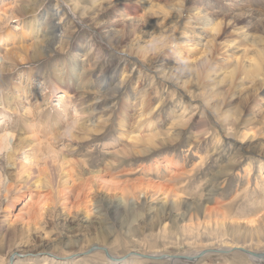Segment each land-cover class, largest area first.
<instances>
[{
	"label": "rangeland",
	"instance_id": "374dc122",
	"mask_svg": "<svg viewBox=\"0 0 264 264\" xmlns=\"http://www.w3.org/2000/svg\"><path fill=\"white\" fill-rule=\"evenodd\" d=\"M178 1L0 0V135L33 136L0 154V264H112L85 254L96 246L119 264H257L127 255L264 252V75L240 70L264 39V15L246 11L264 0H186L181 16ZM153 3L167 10L151 23ZM196 12L228 25L213 35ZM39 131L57 157H34Z\"/></svg>",
	"mask_w": 264,
	"mask_h": 264
},
{
	"label": "bare ground",
	"instance_id": "6f19581e",
	"mask_svg": "<svg viewBox=\"0 0 264 264\" xmlns=\"http://www.w3.org/2000/svg\"><path fill=\"white\" fill-rule=\"evenodd\" d=\"M142 1V0H141ZM159 1V0H158ZM163 1V0H162ZM168 1V0H167ZM175 1V0H174ZM178 1V0H177ZM185 1L186 0H179L178 2H175L176 4H172V6H170V7H168L167 6V8L168 9H171V10H173L174 12H176V13H178V14H180V16L183 14V11H184V8H185ZM164 3V2H163ZM166 3V2H165ZM164 3V4H165ZM147 5V4H146ZM170 5V4H169ZM24 7V6H23ZM146 7V6H145ZM167 8H166V5H161V4H155V3H153V4H151L150 6H149V8H148V10H147V14H146V17H145V19H146V21H148V22H153L154 23V20L156 19V17L159 15V13H162L163 11H166L167 10ZM189 8H187V10H188ZM5 11V10H4ZM246 12H249V14H251L252 16L253 15H255V16H260V14L261 15H264V10L262 11H258L257 9H250V11H246ZM260 13V14H259ZM2 14V13H1ZM4 14V13H3ZM6 14V13H5ZM246 14V13H245ZM201 15V13H194L193 14V18H195V19H197V22H200V24H202L203 26H204V28L206 29V31H207V28H210L212 31H213V35H221L220 33H221V31H222V25H223V27H225V25H228V24H226V22H224V24H223V21H222V19H221V21L220 22H216L213 18V16L212 15H209V14H207V15H202V16H200ZM144 16V15H143ZM211 16H212V18H211ZM175 17V16H174ZM178 17H179V15H178ZM216 17V16H215ZM227 17V16H226ZM225 17V18H226ZM261 17V16H260ZM1 18V17H0ZM1 20V19H0ZM178 20V19H177ZM225 20V19H224ZM263 20V19H262ZM171 21H172V19H171ZM176 21V20H175ZM227 21V20H226ZM157 22H158V20H157ZM174 22V21H173ZM172 22V23H173ZM228 22V21H227ZM176 23V22H175ZM177 23H178V21H177ZM176 23V24H177ZM40 24H42L41 22H40V18L39 17H37V16H35V17H33L31 20H29L28 22H27V28H28V31H34L35 29H38L39 28V26H40ZM176 24H174V25H176ZM37 27V28H36ZM175 27V29L177 30L178 29V26L176 25V26H174ZM162 28V27H161ZM174 29V30H175ZM135 30V29H134ZM163 30V29H162ZM134 32V31H133ZM174 33H176V31L174 32ZM215 33V34H214ZM242 33H244V32H242ZM241 33V34H242ZM76 35V34H75ZM247 35H249V33H244V37L245 36H247ZM107 37H108V39H109V41H111V42H113V43H115V45L116 46H120L121 45V43L124 41V37H123V35H121V36H118L117 34H107ZM218 37V36H217ZM242 37V36H241ZM243 37V38H244ZM128 38H129V36H128ZM249 38H250V36H249ZM248 41H249V39L248 38H246ZM243 40H245V39H243ZM3 41H5V36L4 37H0V42H3ZM42 41H40V43H41ZM231 42H236V38H235V40H233V41H231ZM249 43L250 44H252L253 46H254V48L252 49V51H251V58H249L248 59V61L249 62H247V65H245V64H242V66L240 67L241 69V71L243 72V73H245V74H255L256 76H262V75H264V39H261L260 38V41H259V39H257L256 37H254V36H252L251 37V41H249ZM34 44H36V45H38L39 44V42H34ZM48 44V43H47ZM79 44H82V41H81V43H79ZM128 44V43H127ZM115 46V47H116ZM239 45H237L236 47H238ZM133 47V46H132ZM157 47H158V45H157ZM116 48H118V47H116ZM244 50H246V49H244ZM122 52V53H121ZM139 52H141L142 54H144L145 53V51H144V49H139ZM120 53L121 54H123V55H126L125 53H124V49H122V51H120ZM128 55H129V53H128ZM144 56V55H143ZM238 60V62H237V65L235 66V67H233L228 73L230 74V75H233V74H235L236 72H237V70H238V64H239V58L237 59ZM241 62V61H240ZM197 69V73H198V76L200 77V75H201V70L200 69H198V68H196ZM73 70V68L71 69V70H63L64 72H66L67 73V75H64V73L61 75V78H59V81H58V84H59V86H60V88H62L63 90H64V92L66 93V92H69V91H75V89L76 88H74V85H73V75H72V71ZM169 72H171V70L170 71H168V73ZM183 72V71H182ZM175 72L173 71L172 73H170V75H172V76H174L175 74H174ZM63 75H64V77H63ZM104 77H105V75H103ZM104 77H101V78H98L97 80H98V83H95L94 84V87L96 88V87H100L103 83H104V80H105V78ZM63 80V81H62ZM94 83V82H93ZM93 86V85H92ZM17 96H19L20 97V95H17ZM12 103H14V102H12ZM128 105V103H126V105H125V108H127L126 106ZM148 107V106H147ZM155 108V107H154ZM65 110H66V108H65ZM82 110V109H81ZM80 110V111H81ZM64 111V110H63ZM77 112H79V111H77ZM65 114H66V112H65ZM65 114H64V116H65ZM79 114H80V112H79ZM83 115V114H82ZM143 116H145V114H144V112L142 111L141 113H140V117L143 119ZM124 117V116H123ZM149 118V117H148ZM148 118H146V120L148 119ZM81 119V118H80ZM57 122V121H56ZM123 122V121H122ZM80 123V122H79ZM54 124V123H53ZM123 125H124V122L122 123ZM122 125V126H123ZM158 125H160V124H158ZM80 126H82V125H80ZM83 127V126H82ZM36 132H37V130H36ZM53 132H55V130H53ZM12 134H14L13 132H12ZM30 134V133H29ZM66 134V133H65ZM33 135V134H32ZM54 135V134H53ZM62 135V134H61ZM73 135V134H72ZM29 137H27V135L25 136V138H22L21 139V137H17L16 139H15V136L14 135H12V136H8L7 134H5V135H0V154L4 151V150H6V149H8V148H10V147H12L13 148V150H15L16 148L13 146V145H11L10 146V144H12L11 143V141L12 140H16V142H17V140H19V141H21L20 143H24L26 140H28L29 138L31 139V137H33V136H31V135H28ZM31 136V137H30ZM36 137H37V139L36 140H38V142H37V144H35L34 145V147L33 148H35V158H38L39 156H41V155H43V153H45V151L47 152V151H49L50 153H51V151L53 152V154H55V156H56V148L55 147H53V146H50V144L49 143H51V142H53V140H52V136L50 137V136H48V135H43V133L42 132H38V133H36V135H35ZM57 136H60V135H58L57 134ZM63 136V135H62ZM23 137V136H22ZM27 137V138H26ZM54 137V136H53ZM56 137V136H55ZM54 137V138H55ZM34 139H35V137H34ZM57 139V138H56ZM52 140V141H51ZM23 141V142H22ZM55 141V140H54ZM29 142V141H28ZM55 145V144H54ZM10 146V147H9ZM31 147V146H30ZM32 149V148H31ZM62 149V148H61ZM12 150V149H11ZM45 150V151H44ZM63 150V149H62ZM16 151H17V149H16ZM14 152V151H13ZM48 152V153H49ZM62 153V152H61ZM8 156H10L11 157V154L10 153H8L7 154ZM13 155V154H12ZM62 154H60V157H62L61 156ZM64 155H65V153H64ZM66 156V155H65ZM57 157V156H56ZM59 157V156H58ZM60 159H62V158H60ZM62 160H65L64 159V157H63V159ZM158 167V166H157ZM29 175V174H28ZM10 185V184H9ZM106 210V209H105ZM102 247V246H101ZM243 248V247H245L244 245L242 246V245H240V244H228L227 246H223L222 248H218V249H223V250H228V249H230V248ZM225 248V249H224ZM247 248V247H246ZM89 249V248H88ZM88 249H86V250H88ZM215 249H217V248H215ZM247 249H249V248H247ZM200 251H202V250H197V251H195V253L193 254V255H197V254H199V252ZM13 253L14 252H12L11 253V255H13ZM164 254V253H163ZM246 254V253H245ZM11 255H9L7 258H6V261H5V263H3V264H14V263H12L11 261H10V258H11ZM128 255V254H127ZM152 255H161V254H158L157 252H156V254H152ZM247 256H248V258H249V260L251 261V262H255V263H262V264H264V257H261V258H256V257H253V256H249L248 254H246ZM112 256V258H114L113 260H111V262H112V264H119V262L116 260V259H118L119 258V256L118 255H115V254H112L111 255ZM16 259V258H15ZM129 260V258L127 259V261ZM166 260H169V261H172V262H175V261H177V260H172V259H166ZM127 261L125 262V263H123V264H126L127 263ZM178 261H180V260H178Z\"/></svg>",
	"mask_w": 264,
	"mask_h": 264
},
{
	"label": "water",
	"instance_id": "95a60500",
	"mask_svg": "<svg viewBox=\"0 0 264 264\" xmlns=\"http://www.w3.org/2000/svg\"><path fill=\"white\" fill-rule=\"evenodd\" d=\"M98 250H103L106 254V257L109 260H113L114 258H112L111 254L109 253L108 249L105 247H101V246H96L93 247L91 249H89L87 252H85V254H90L94 251H98ZM233 251H239V252H244L246 254H248L249 256H253L256 258H261L264 257V252H254L250 249H247L245 247L243 248H230L228 250H223V249H204L202 251L199 252V254L197 255H179V254H161V255H152V254H145V253H139V252H131L128 254V256H136L139 258H145V259H149V260H166V259H172V260H180V261H189V262H195L198 261L200 259V257L204 256L205 254H209V253H223V254H228L229 252H233ZM127 256V257H128ZM14 256L11 257V262L13 260Z\"/></svg>",
	"mask_w": 264,
	"mask_h": 264
}]
</instances>
